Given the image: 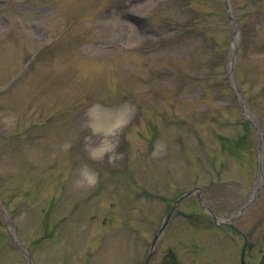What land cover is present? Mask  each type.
Listing matches in <instances>:
<instances>
[{
	"label": "rangeland",
	"instance_id": "obj_1",
	"mask_svg": "<svg viewBox=\"0 0 264 264\" xmlns=\"http://www.w3.org/2000/svg\"><path fill=\"white\" fill-rule=\"evenodd\" d=\"M225 6L0 0V264H145L198 188L151 264L259 263L264 0Z\"/></svg>",
	"mask_w": 264,
	"mask_h": 264
},
{
	"label": "clouds",
	"instance_id": "obj_2",
	"mask_svg": "<svg viewBox=\"0 0 264 264\" xmlns=\"http://www.w3.org/2000/svg\"><path fill=\"white\" fill-rule=\"evenodd\" d=\"M114 148V145L111 143H102L94 148L91 149L90 155L93 158H100L102 157L105 153L112 151ZM96 181V176L95 174L91 173L87 169H83L81 172V179L77 181L78 184L83 185V184H94Z\"/></svg>",
	"mask_w": 264,
	"mask_h": 264
},
{
	"label": "trees",
	"instance_id": "obj_3",
	"mask_svg": "<svg viewBox=\"0 0 264 264\" xmlns=\"http://www.w3.org/2000/svg\"><path fill=\"white\" fill-rule=\"evenodd\" d=\"M236 2H237V0H236Z\"/></svg>",
	"mask_w": 264,
	"mask_h": 264
}]
</instances>
